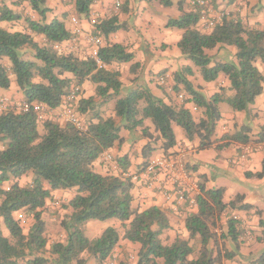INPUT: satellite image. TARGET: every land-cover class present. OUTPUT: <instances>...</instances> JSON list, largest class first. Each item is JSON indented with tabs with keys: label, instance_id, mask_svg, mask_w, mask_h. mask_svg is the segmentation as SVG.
<instances>
[{
	"label": "trees",
	"instance_id": "obj_1",
	"mask_svg": "<svg viewBox=\"0 0 264 264\" xmlns=\"http://www.w3.org/2000/svg\"><path fill=\"white\" fill-rule=\"evenodd\" d=\"M24 1L30 3L40 20L28 19L27 32L9 33L0 26V89L10 90L15 83L23 94L22 101L11 98L8 108L0 111V217L5 226V231L0 228V264H88L90 259L108 264L118 251L119 230L109 227L98 237L89 239L84 228L90 221L110 219L121 222L124 240L139 245L136 264H228L232 261L236 253L227 248V240L240 250L247 238L254 239L253 233L245 234V228L234 218L237 214L234 211L252 208L244 204L243 195L226 202L225 189L207 190L200 183L202 195L197 212L185 221L188 239L178 236L169 242L163 237L170 229L167 215L155 206L136 207L135 182L122 176L99 174L94 164L103 153L124 143L123 130H140L142 137L149 141L143 149L146 160L157 150L159 141L163 151L177 145L175 127L183 131L187 141H198L200 150L212 147L222 119L221 105L225 103L235 112H249L264 94V74L257 66L258 61L264 63V30L249 28L240 19L225 15L208 33L205 31L208 29L204 30L206 27L199 28L203 18L200 9L184 12L187 0H179L178 8L183 16L170 20L168 27L184 32L178 43L182 55L198 69L203 83L215 82L223 75L234 94L227 97L221 89L220 93L207 96L203 87L196 86L189 78L194 76L192 68L185 67L175 75L174 87L177 99L181 95L184 99L180 103L172 98L166 102L149 88L138 87L122 95L121 73L109 67L134 60L125 46L108 43L100 48L96 58L64 54L57 46L72 39L65 23L58 19L47 22L50 10L46 0ZM97 1L76 0L77 12L90 16ZM158 1L164 7L173 5V0ZM17 19L7 7L0 10V22ZM121 28L114 16L100 21L95 35L107 37ZM37 37L45 40L37 41ZM226 47L236 51L233 60L227 58L229 55L227 60L210 55L217 48L228 51ZM162 76L158 77V83ZM86 79L95 85L96 97L82 99L77 112L84 115L89 108L103 106L104 102L96 103V98H100V101L115 100L114 116H101L102 111L97 110L99 113L91 117L86 127L79 129L68 122L48 119L50 113L40 117L33 110L35 104L45 105L51 112L61 109L74 80L81 84ZM159 85L169 87L167 80ZM22 104L29 106L28 112L19 110ZM188 104L193 105L199 117H195ZM224 139L264 148V126L254 136L244 126ZM30 175L32 182L21 185L20 179ZM246 176L262 179L264 169ZM73 189L77 193L65 205L71 212L61 221L65 240L52 243L48 251L44 220L48 201L53 199V191ZM19 212L31 215L32 222L28 225L18 220ZM227 214L230 215L226 232L219 224ZM259 224L263 230L256 240L264 242V222L260 220ZM216 227H220V235L215 234ZM217 236L224 245H219ZM48 252L51 256L46 255ZM253 264H264V250Z\"/></svg>",
	"mask_w": 264,
	"mask_h": 264
},
{
	"label": "crops",
	"instance_id": "obj_2",
	"mask_svg": "<svg viewBox=\"0 0 264 264\" xmlns=\"http://www.w3.org/2000/svg\"><path fill=\"white\" fill-rule=\"evenodd\" d=\"M191 1H186L184 12L200 9L203 17L199 23L200 29L205 27L206 21L210 18H216L217 21H220V17L232 15L240 19L249 28L264 30V0H205L209 6L206 9L203 7L194 8ZM46 2L47 8L50 10L47 14V22L50 23L55 19L61 20L72 33V39L59 45L58 49L64 54H74L79 58H86L92 55L93 47L90 37L95 35V28L90 23L91 18L97 16L99 21L108 20L114 16L118 18L122 28L115 33L109 34L107 37L101 36V38L103 46L108 43L121 44L134 56V60L130 63H116L109 67L121 73V81L124 87L122 95L138 87L149 88L155 96L162 98L166 102H170L172 98L180 103L182 101L177 99L174 91L176 85L175 75L185 67L192 68L194 76L189 78L196 86H202L203 92L207 96L220 93L221 89H224L227 97H232L234 94L229 90L230 82L223 75L215 82L203 83L198 69L193 68V65L182 55L178 48V43L182 39L184 32L177 28L168 27L170 20H177L183 16V12L178 8L179 0H173L171 7H164L158 0H98L92 6L90 16H83L77 12L76 0H46ZM117 2L121 3V7L118 10L115 8ZM6 7L19 18L11 22H0V26L9 31V33L27 32L29 31L28 19L33 21L40 20V16L31 9L30 3L27 1L0 0V10ZM171 14L176 15V18H169ZM130 17L136 18L134 28L129 25L128 19ZM74 21L76 22L74 23ZM135 27L138 29V34L133 36L132 33ZM168 29H174L178 33L173 42H169L168 40ZM156 30L163 33L162 42L156 40ZM209 30L205 31L209 33ZM36 40L44 41L45 39L37 37ZM174 46H177L179 51H176L173 48ZM226 48L232 52L233 56L230 57V60H233L236 51L233 48ZM211 52L213 53H210V55L215 53L214 55H220L221 59L227 60V55H225L227 51L224 49L217 48ZM134 64L137 66L133 68ZM257 66L264 74V64L258 61ZM161 75L167 77V85L169 87L159 85L157 79ZM74 83L78 82L74 80ZM80 86L82 87L83 99L88 100L96 97V87L89 79L83 81ZM11 98H14L15 101H22L23 99V94L18 90L15 83L12 84L10 90L0 89V101ZM96 103L97 105L103 103V106L96 108V110L102 111L100 113L101 116H114L115 100L100 101V98H96ZM254 103L249 112H235L229 105L225 103L221 105L222 119L217 126L216 142L208 150H200L198 141H187L183 131L175 127L177 145L171 150L163 151L161 149L162 142L159 141L158 145H156L157 150L152 153L151 158L149 157L146 160L143 156V149L148 145L149 141L142 137L140 130H123L122 137L124 138V143L116 145L107 151L113 156L114 162L106 163L100 157L94 164L95 171L102 175L117 176H122L125 172L141 174L145 162H148L149 159L152 160L157 156L167 155L192 147L195 149L194 153L189 156L186 163L193 177L199 183H202L207 190L225 189L224 199L226 202H231L237 195H243L245 199L244 204L250 205L252 208L250 210L234 211L233 213H237L234 218L238 219V224L244 227L246 232L250 230L252 233L256 230V235H259L258 232L263 230L259 224L260 220L264 222V177L262 179L255 177L248 178L246 174H256L264 169V148H259L258 145L253 143L249 144L248 146H251L253 149L243 159L242 148L244 145L224 139L225 136L235 134L244 126L250 128L252 136L259 133L260 127L264 126V94ZM110 106L112 110L106 112L104 108ZM187 107L194 112L192 104H188ZM60 110H53L47 118L56 120L53 116L58 118ZM85 115H82V117H86ZM194 115L196 118L199 117L198 112H194ZM87 118L91 120L90 116H87ZM57 121L63 122L61 117ZM146 124L151 127L150 121H147ZM151 130H154L153 127ZM1 147L2 145L0 144ZM212 172L215 173V176H212ZM28 180L29 182L32 181L31 175L30 178L29 176H24L20 179V184L24 185ZM226 180L230 183L227 184ZM159 181L163 182L165 187L160 188L159 183L151 185L149 179L142 175V180L135 183L136 187L133 191L135 198L134 205L141 209L155 206L167 215L170 229L164 232L163 237L168 238L169 242H173L178 236L188 239L189 233L186 230L185 221L190 214L196 213L197 209H191L188 203L179 204L167 201L164 192L174 193L176 187L163 176H160ZM217 182H221L222 185L216 186ZM236 185L246 186V188H242L244 191L236 190ZM76 193V189L57 190L52 192V197H64L66 198V202H69ZM70 212L71 209H68V213ZM90 222L87 224H90ZM0 228L5 231L1 217ZM120 236L122 235L120 234ZM241 238L243 239V237ZM193 242H191V245ZM122 247L135 249L136 255L140 248L138 244L120 240L117 247L118 252L121 251ZM262 249L260 247V251L255 252L254 255L249 257V264H253L258 259L262 253ZM241 254H244L243 251ZM135 257L134 259L137 260ZM136 260L134 263L129 261L136 264ZM88 264L98 263L95 259H90ZM123 264H127L126 261Z\"/></svg>",
	"mask_w": 264,
	"mask_h": 264
},
{
	"label": "built area",
	"instance_id": "obj_3",
	"mask_svg": "<svg viewBox=\"0 0 264 264\" xmlns=\"http://www.w3.org/2000/svg\"><path fill=\"white\" fill-rule=\"evenodd\" d=\"M191 4L193 7H204L207 8L208 3L205 0H192ZM121 7V3L117 2L115 8L118 10ZM205 14V13H204ZM222 17H220L221 21ZM220 21H217L216 18H210L206 21L205 27L206 29H212L215 27ZM76 21H74L75 23ZM99 18L97 16L92 17L90 20L91 25L96 28L99 24ZM90 42L92 44V55L90 57L96 58L100 48L103 46V41L101 36L92 35L90 37ZM57 48H59L57 46ZM167 80L166 76L160 77V84H164ZM180 99H184L181 95ZM82 87L79 83H74L70 89L69 94L65 98V102L63 107L61 108L59 114L60 117L64 120V122L71 123L75 125L79 129H84L86 127V122L82 118V115L77 112V106L79 102L82 100ZM10 100L3 99L0 105V111L6 110L8 108ZM33 110L39 114L40 117H44L47 113H51L48 110L47 106L42 104H35ZM29 106L26 104L20 105V111L28 112ZM258 147H262L258 145ZM252 147L248 145H244L242 148V158H245L246 154H249L252 151ZM194 148L190 147L187 149H182L177 152L169 153L167 155L157 156L154 159L150 160L149 163L144 167L143 171L136 174L124 173L122 176L126 179H131L132 181L140 182L142 180V175L146 176L151 185L159 183L160 188L165 187L163 182L159 181L160 176H163L165 179H168L173 185H175L174 193L164 192L165 199L167 201H171L173 203H188L191 209L198 208V199L202 195L201 185L199 181H197L192 173L187 168V159L194 153ZM101 159H103L106 163H113L114 158L107 151L103 153ZM18 220L22 223L26 224L27 222H31L33 217L26 216L22 212L17 214ZM215 234H219L222 232L220 227H216L214 229ZM110 264V263H108Z\"/></svg>",
	"mask_w": 264,
	"mask_h": 264
},
{
	"label": "rangeland",
	"instance_id": "obj_4",
	"mask_svg": "<svg viewBox=\"0 0 264 264\" xmlns=\"http://www.w3.org/2000/svg\"><path fill=\"white\" fill-rule=\"evenodd\" d=\"M175 16L176 15L171 14V15H169V18H176ZM135 20H136L135 17H130L128 19L129 25L131 27H133V28H134V26L136 24ZM167 31H168V35H169L168 36L169 42H173V40L175 39L176 35H178V33L174 29H168ZM137 34H138V29H137V27H135V30L133 31L132 35L136 36ZM155 37H156V40H160V42H162L163 33H161V31H159V30H156L155 31ZM147 38H149V37H147ZM173 48L176 51H179L177 46H174ZM210 53H213V52H210ZM225 54L229 55L227 57L228 59H230V57L233 56V54H232V52L230 50H228L227 53H225ZM189 62H190V64L193 65V63L191 61H189ZM193 68L196 69V67L194 65H193ZM159 83H160V81H159ZM110 107L104 108V109H106V112H110L112 110V107L111 108ZM96 113H97L96 109L89 108L88 109V114L85 115L86 117H84V118L82 117V118L86 121V123H89V121H91V120L89 118H87V116L92 117ZM53 118L58 120V118H60V116H58V118L56 116H53ZM61 120L64 122V120L62 118H61ZM212 174H213L212 176H215V173L212 172ZM29 178H30V176H29ZM31 182H29V180L26 181V183H24V186L25 185H29ZM226 182H227V180H226ZM229 183L227 182V184H229ZM219 185H222V183L221 182L220 183L217 182L216 186H219ZM242 188H246V186L236 185V187H235L236 190L244 191ZM66 203H68V202H66V198H64V197H58V198L54 197L53 199L50 200L49 205L47 206V209L45 211V220L47 222L46 223V225H47L46 236L48 237L47 239H48V242H49L48 243V248H47L48 251L50 250V247H51L50 245L52 243L57 242V241H64L65 240V237H66L65 236V231H64V229L61 226V221L65 217V215H67V213H68V209L65 208ZM22 213L26 214L24 212H22ZM26 216H31V215H27L26 214ZM227 217H228V214L222 216V222L223 223L219 224L221 227H223V226H224V228L227 227V225H226ZM31 222H27L26 224L29 225V223H31ZM109 227L117 228L119 230V233L122 235L121 236V240H124L123 239L124 229L121 226V222L118 221L117 219H110V220H107V221H104V222L103 221H95V220H93V221L90 222V224H87L85 226L84 233L89 239H94V238L98 237L100 234H102V232H104V230H106ZM4 228H5V226H4ZM25 229H26V231L28 230L27 228H25ZM225 231L227 232V228H226ZM249 231L250 230H248L245 234H248ZM255 231L256 230H254L252 232L253 234H252L251 237L254 238L252 241L248 240V238H247L248 236L247 235H245V237L242 236V237H244L245 240L247 238V240L241 244L240 250H236L235 244H232L229 240H227V242H226L227 248L235 251V253H236L235 258L232 261H230L228 264H242V263L249 264L248 263L249 257L254 255L255 252L260 251V247L263 248L262 251L264 250V242H259V241L256 240V238L261 236L262 234H261V232H258L259 235H256ZM219 238L220 237H218L219 245L220 246L224 245L223 240L221 238L220 239ZM250 242H252V243H250ZM120 250H121L120 252L117 251L113 255V257L111 259H109L110 260L109 261L110 264H123V263H125V261H126L127 264H133L135 262V260H136V259H134V257L136 256V250L135 249L122 247ZM242 251L244 253L243 255L241 254ZM49 253L50 252H48L46 255L47 256H51ZM259 254H257V255H259ZM135 258H137V257H135ZM129 260L132 261L133 263L130 262Z\"/></svg>",
	"mask_w": 264,
	"mask_h": 264
}]
</instances>
